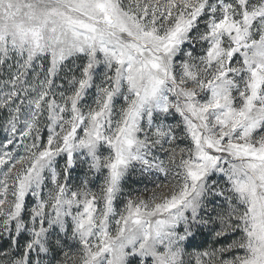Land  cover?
<instances>
[{
  "label": "snow or ice",
  "instance_id": "snow-or-ice-1",
  "mask_svg": "<svg viewBox=\"0 0 264 264\" xmlns=\"http://www.w3.org/2000/svg\"><path fill=\"white\" fill-rule=\"evenodd\" d=\"M0 264H264V0H0Z\"/></svg>",
  "mask_w": 264,
  "mask_h": 264
}]
</instances>
